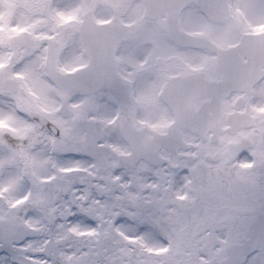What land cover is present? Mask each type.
<instances>
[{
  "label": "rangeland",
  "instance_id": "1",
  "mask_svg": "<svg viewBox=\"0 0 264 264\" xmlns=\"http://www.w3.org/2000/svg\"><path fill=\"white\" fill-rule=\"evenodd\" d=\"M90 3L89 8L97 15L100 14L98 16L101 20L116 17L131 27V37L120 51L122 58L129 59L124 61L127 71L131 66H139L141 58L151 57L155 62L160 51L165 60L169 59V62L162 60L168 68L179 69L182 66L180 58L189 59V50L170 44L169 24L165 15L154 21L145 19L139 1L128 3L123 0H90ZM229 5L233 16L215 24L206 20L194 4L189 5L180 17V28L189 34L206 36L222 47L235 45L244 34L264 31V0H229ZM8 7L10 6L6 5L5 10ZM13 11L14 9L8 14ZM6 18H12V15H7ZM200 52L192 56L196 60L194 66L200 67L208 63L209 73L212 69L216 70L218 64L213 54L205 55ZM23 65L28 66V63ZM32 73L33 69H29V75L28 68L23 69L22 74L28 78L23 85L25 94L20 92L21 86L15 93L0 86V197L5 199L23 194L22 191H17L21 177L26 180L28 176L39 173L40 162L33 156V152L52 142L53 135L50 131L41 125L32 127L33 123L29 118L32 110L30 91L36 92L34 100L37 111L46 106L47 119L57 124L58 136L61 130L67 136L78 128L80 140L82 139L83 133L76 124L82 118V115H78L82 101L86 104L93 101L96 104L101 125L109 121L114 111L111 97L100 93L85 99L68 95L72 115L59 114L57 108L60 109L61 99H65V95L39 80L37 86L33 87L35 82L29 76L36 77ZM145 84L142 83V89ZM257 90L252 104L254 123L250 129L238 131L235 135L223 134L219 144L210 141L204 144L197 140L195 176L189 177L181 173L184 170L181 162L177 165L178 174L173 179L167 172L157 175L156 170L147 172L142 165L134 168L141 194L148 202L152 227L143 238H138L134 243L117 237V243L111 248L112 257L116 261L122 260L124 264H128V261L135 264L137 260L140 264H211L212 261H217L223 251L221 241L224 239V229L235 212L243 210L248 202L247 199L242 201V198L264 185V142L260 136L264 132V82ZM152 94L150 89V92L145 91L138 96L139 105L151 116L156 111V108H147L151 97H154ZM232 102V99L226 102L227 113L233 111ZM240 137L256 138L257 150L242 152L230 148L229 144L238 141ZM110 142L117 152H123L117 137H110ZM216 154L220 156L218 162L205 160V155L214 157ZM233 160L235 162L232 163ZM248 164L250 166H242ZM106 169L119 170L117 160H110L101 171ZM9 178L14 182L12 191L3 187ZM108 180V176L104 175V181ZM163 247L168 250L160 251ZM66 251L72 252L74 249L68 248ZM35 255L42 257L43 253L36 252Z\"/></svg>",
  "mask_w": 264,
  "mask_h": 264
},
{
  "label": "flooded vegetation",
  "instance_id": "2",
  "mask_svg": "<svg viewBox=\"0 0 264 264\" xmlns=\"http://www.w3.org/2000/svg\"><path fill=\"white\" fill-rule=\"evenodd\" d=\"M6 5L10 7L5 10ZM90 5V0H0V78L4 83L1 87L10 89L6 85L8 79L18 82V87L24 85L28 78L26 79L22 73L23 69L28 68V75L29 69H33L32 76L36 77L35 79L29 76L31 81L35 82L33 87L37 86L39 80L42 83L45 82V85L47 84L52 89L53 82L47 63L53 62L58 73L62 75H72L84 70L97 59L96 48L99 41L103 39L109 44L110 49L116 48L113 59L115 74L113 75L112 69L109 68L107 75L110 81V89L107 91L106 89L98 90L91 96L62 90L65 92L66 100L61 99V101H67L68 95L85 99L106 93L113 100L114 108L124 112V118L123 120L112 121L108 125H101L98 116L100 113L96 104L93 101H89L88 104L82 101L78 111V115H82V118L80 121L78 120L79 123H76L83 133L81 142L89 139L88 131L94 129L95 126L108 127L113 132L103 143L99 144L106 147L102 150L104 155L110 153H114V155L101 168L113 159H116L118 166H120V158L130 157L133 154L129 141H134L141 143L142 158L132 167L142 165L147 172L152 169L156 170L157 175L167 172L173 179L178 174L176 169L181 162L184 165V170L180 172L184 175L192 174L195 176L198 158L197 140L200 139L203 143H206L207 140H202L198 136L196 131L198 125L193 124L196 121V116L204 110H207L208 115L213 114L212 95L207 92V86H218L224 81L225 74H223L219 59L217 58L218 67H215L216 70L212 69L209 73L210 64L206 63L203 66L195 67L196 60L192 56L197 51H202V54L211 52L191 48L182 42L170 41V44L175 47L189 50L187 52L189 59L180 58L182 66L180 65L179 69L178 67L168 68L162 60L169 62V59L165 60L160 51L154 60L155 62L151 57L141 58L139 66H131L129 67L131 69L127 71L124 68V61L129 59L122 58L120 51L131 37V27L123 26V22L116 17L101 20L98 16L100 14L97 15L95 11L90 9ZM12 9L14 11L8 14ZM7 15H12V18H6ZM113 21L120 22V27L117 28L116 25L106 27V24ZM107 29L112 30V32H106ZM124 30L126 31L125 34L122 32ZM117 41L119 43L116 45ZM105 62H109V56L105 57ZM26 63L28 66L23 65ZM263 82L264 79L259 84ZM142 83H146L144 89H142ZM258 85L252 86L249 91H234L227 98L222 99L221 106L224 113L226 102L229 99L234 100V105L236 102L239 104L240 113L248 109H251L253 113L252 104H254V98L257 96ZM150 89L154 97H151L152 100L147 104V108L149 110L156 108L152 116L139 105V98L136 100V97L141 93L150 92ZM19 90L25 94L26 89L21 88ZM19 90L11 91L15 93ZM115 95H125L124 103L129 97L131 99L130 105L122 109ZM30 97V101L32 100L30 116L37 120H34L35 122L32 124V127L35 128L37 124L43 125L40 120H48L46 115L48 110L45 105L42 110H36L37 105L34 100L36 92L33 90L30 91ZM130 111L133 113L128 114ZM228 114L226 113L227 116ZM226 115L225 117H227ZM199 126L201 129H207L216 125ZM252 126L246 128L242 125L238 131L248 130ZM221 127L226 131L224 134H228L229 126L226 125V122ZM54 128L56 129V127ZM112 136L117 137L120 142L123 149L122 153L117 152L115 146L111 145L110 137ZM260 136L263 138L261 141L264 142V132ZM207 137L208 135L206 139H209ZM242 139H247L246 144H250L245 148L246 150H257L256 138L250 139L248 137H240L238 141L231 142L229 147L236 148L237 144L242 143ZM214 158L205 155L206 161H212ZM219 160L220 156H218ZM172 184L173 182H171ZM237 186L240 185L237 184ZM241 187L245 188L244 185ZM262 189H264V185L243 197L242 201L253 199Z\"/></svg>",
  "mask_w": 264,
  "mask_h": 264
},
{
  "label": "snow or ice",
  "instance_id": "3",
  "mask_svg": "<svg viewBox=\"0 0 264 264\" xmlns=\"http://www.w3.org/2000/svg\"><path fill=\"white\" fill-rule=\"evenodd\" d=\"M80 135L78 128L67 136L61 130L51 144L36 148L39 173L21 177L17 191L23 194L0 197V264H124L111 254L116 238L134 243L149 232L152 217L134 167L102 172L104 145L81 142ZM13 183L9 178L3 187L12 191ZM223 235L214 264H264V189L233 216Z\"/></svg>",
  "mask_w": 264,
  "mask_h": 264
},
{
  "label": "water",
  "instance_id": "4",
  "mask_svg": "<svg viewBox=\"0 0 264 264\" xmlns=\"http://www.w3.org/2000/svg\"><path fill=\"white\" fill-rule=\"evenodd\" d=\"M192 1L193 0H146V3L149 6L148 8H150V10L154 8L155 12L153 13V17L160 11L162 12L168 10L170 12L172 21H175L182 8ZM199 3L201 7L216 20H221L229 14L226 0H199ZM108 26H114V24H110ZM106 32H112V30L107 29ZM192 40L200 42L196 43L197 45H204L203 43L205 41H208L202 38H193ZM106 43L107 42H104L103 44ZM237 50L241 51L249 58V62L245 65V67L237 64V68H235L236 65L235 63H233V60L235 58V56H233V53L235 51L228 50L219 52L222 58L221 63L223 64V69L226 74L230 75L229 79L232 80V82L234 83L223 84L221 85L222 87L220 90H222L223 88L227 89L228 91L233 88H244L243 86H245V83L248 80H253L255 82L263 75L261 67H264V35L258 37L253 35L246 36L243 40V43ZM109 52H114V49H110ZM236 57L238 62L240 61L239 63H241V58H239L237 55ZM109 63L110 61L108 62V64ZM105 67L103 64H100L99 66H97V71L102 70ZM56 78L60 79L59 77ZM65 78L68 81V77ZM73 80H75L73 83L78 84L77 76H75V79ZM212 93L214 95L215 102L218 103L220 98L219 96H217L216 89H213ZM217 107L218 109L215 111V114L213 116V123H217L216 125H219L221 120V114L219 106ZM206 118V113H203L197 118V120L198 122L205 121ZM218 132L220 131L218 130L217 134Z\"/></svg>",
  "mask_w": 264,
  "mask_h": 264
},
{
  "label": "bare ground",
  "instance_id": "5",
  "mask_svg": "<svg viewBox=\"0 0 264 264\" xmlns=\"http://www.w3.org/2000/svg\"><path fill=\"white\" fill-rule=\"evenodd\" d=\"M225 84H229V83H225ZM216 89V88H215ZM216 92H220L221 93V95L223 96L224 95V93H227L228 92V90L227 89H225V88H223L222 90H219V89H216ZM137 99L136 100H138V97H136ZM233 162H235L234 160L232 161V163ZM160 180V179H159ZM157 201V200H156Z\"/></svg>",
  "mask_w": 264,
  "mask_h": 264
}]
</instances>
